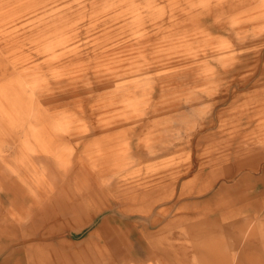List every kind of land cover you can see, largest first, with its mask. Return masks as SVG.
<instances>
[{
  "label": "rangeland",
  "instance_id": "1",
  "mask_svg": "<svg viewBox=\"0 0 264 264\" xmlns=\"http://www.w3.org/2000/svg\"><path fill=\"white\" fill-rule=\"evenodd\" d=\"M0 264H264V3L0 0Z\"/></svg>",
  "mask_w": 264,
  "mask_h": 264
},
{
  "label": "bare ground",
  "instance_id": "2",
  "mask_svg": "<svg viewBox=\"0 0 264 264\" xmlns=\"http://www.w3.org/2000/svg\"><path fill=\"white\" fill-rule=\"evenodd\" d=\"M251 2L253 3V2H257V3H264V0H251Z\"/></svg>",
  "mask_w": 264,
  "mask_h": 264
}]
</instances>
